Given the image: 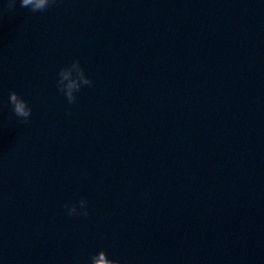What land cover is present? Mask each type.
Returning <instances> with one entry per match:
<instances>
[{
  "label": "water",
  "instance_id": "1",
  "mask_svg": "<svg viewBox=\"0 0 264 264\" xmlns=\"http://www.w3.org/2000/svg\"><path fill=\"white\" fill-rule=\"evenodd\" d=\"M74 60L93 84L68 103ZM100 249L264 264V0H0V264Z\"/></svg>",
  "mask_w": 264,
  "mask_h": 264
},
{
  "label": "clouds",
  "instance_id": "2",
  "mask_svg": "<svg viewBox=\"0 0 264 264\" xmlns=\"http://www.w3.org/2000/svg\"><path fill=\"white\" fill-rule=\"evenodd\" d=\"M55 3V0H19V4L23 8H28L33 12L44 11ZM7 4L6 7H11ZM57 79L58 91L66 97L68 103L76 99L82 85L91 86L93 81L90 76L85 74L84 69L80 66L78 60H74L71 64H66L59 69ZM8 103L12 113L20 119L22 123H28L32 114V108L29 102L20 94L12 91L8 95ZM64 207L68 215H88L87 200L83 197L74 203H66ZM89 264H121L120 260L112 259L108 256L104 249L93 253L89 257Z\"/></svg>",
  "mask_w": 264,
  "mask_h": 264
}]
</instances>
